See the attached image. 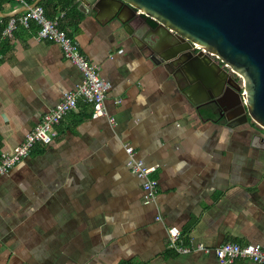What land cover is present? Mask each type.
Segmentation results:
<instances>
[{
  "label": "crops",
  "instance_id": "obj_1",
  "mask_svg": "<svg viewBox=\"0 0 264 264\" xmlns=\"http://www.w3.org/2000/svg\"><path fill=\"white\" fill-rule=\"evenodd\" d=\"M78 3L64 24L112 84L106 107L115 125L83 106L50 145L0 178V264H220L214 251L169 250V227L211 250L228 242L264 250V145L254 138L264 131L196 111L174 70L119 21L101 22L113 13L99 21ZM37 27L0 41L1 153L11 154L83 81L58 44L36 38ZM157 40L169 50L164 33ZM223 77L215 74L217 85ZM127 144L157 168L154 203H145L143 180L127 165Z\"/></svg>",
  "mask_w": 264,
  "mask_h": 264
},
{
  "label": "water",
  "instance_id": "obj_2",
  "mask_svg": "<svg viewBox=\"0 0 264 264\" xmlns=\"http://www.w3.org/2000/svg\"><path fill=\"white\" fill-rule=\"evenodd\" d=\"M43 0L24 5L17 11L2 12L0 16L14 18L40 5ZM87 15L102 23L119 21L135 42H143L152 58L165 67L179 66L180 90L196 111L231 99V109H240L238 124H255L264 130V0H79ZM128 13L126 19L122 13ZM137 20L138 23L135 21ZM149 20L157 23L154 27ZM139 27V25H141ZM142 28V31L140 32ZM168 38L169 50L163 52L158 36ZM156 38V39H155ZM167 42V43H168ZM193 43L231 66L243 78L247 95L220 65L202 53L193 51ZM168 49V48H167ZM219 72L223 83L214 76ZM205 95L199 99L198 94ZM264 145V137L254 136Z\"/></svg>",
  "mask_w": 264,
  "mask_h": 264
},
{
  "label": "built area",
  "instance_id": "obj_3",
  "mask_svg": "<svg viewBox=\"0 0 264 264\" xmlns=\"http://www.w3.org/2000/svg\"><path fill=\"white\" fill-rule=\"evenodd\" d=\"M17 1L21 3V7L29 5L24 0ZM19 8L16 7L14 11ZM65 15V12H63L55 19H49L44 8L38 5L18 15L19 17L10 19L3 31L4 40H13L20 28L31 31L33 25L38 26L36 38L39 41L58 44L65 56L81 70L83 81L74 90L65 92L55 108L45 114L34 129L24 132V142L17 146L11 154L1 153L0 178L7 175L14 167L28 158L37 145H50L56 136V128L61 125L68 115L78 111L83 106L90 108L92 118L107 117L110 123L115 125V118L109 115L106 107L112 84L102 78L99 66L90 61L83 53L80 45L69 37L68 31L60 27V22L65 18ZM193 51L196 54L202 53L209 56L213 62L220 65L231 77L235 78L241 89V97L243 100L245 99L247 95L245 82L236 70L198 44L193 43ZM121 102L122 100L118 101V103ZM125 150L128 155L127 165L135 175L143 180L145 203H154L159 194V181L154 177L157 168L149 166L144 160L139 159L134 147L129 144L125 145ZM161 219V217H157V220L161 221ZM184 238L186 239L179 228L169 227V250L179 255H189L193 252L208 254L214 251L220 264H234L239 260L249 261L254 264H264V250L251 244L242 245L228 242L211 250L205 245L195 242L193 238H189L187 241Z\"/></svg>",
  "mask_w": 264,
  "mask_h": 264
},
{
  "label": "trees",
  "instance_id": "obj_4",
  "mask_svg": "<svg viewBox=\"0 0 264 264\" xmlns=\"http://www.w3.org/2000/svg\"><path fill=\"white\" fill-rule=\"evenodd\" d=\"M24 1L30 5L33 4L36 0H24ZM9 6H15L19 8L21 7V3L18 2L17 0H0V10L2 12H7V8ZM40 6L44 8L46 16L52 20L58 17L61 12H66L65 18L60 22V27L64 30H67L66 25L64 24L67 20V14L69 15L70 12H75L79 7V3L78 0H43L40 3ZM77 17L78 20H81L83 18L82 15ZM10 19L12 18H5L0 16V41L4 40L3 31L8 25ZM149 21L153 26H156L157 23L155 21L153 20H149ZM69 37H71L70 34ZM2 148H3V144L0 137V156H1Z\"/></svg>",
  "mask_w": 264,
  "mask_h": 264
},
{
  "label": "flooded vegetation",
  "instance_id": "obj_5",
  "mask_svg": "<svg viewBox=\"0 0 264 264\" xmlns=\"http://www.w3.org/2000/svg\"><path fill=\"white\" fill-rule=\"evenodd\" d=\"M129 16V14L127 13H122L121 14V17L123 18V19H126L127 17ZM136 23H138L137 22V20L135 21ZM140 26H142V24L141 25H139V27ZM156 26H157V24H156ZM155 26V27H156ZM142 31V28H141V30H140V32ZM166 42H168V41H166ZM164 51H166V52H168V49H167V47L164 49L163 48V52ZM169 68H171L172 70H174V73L175 74H178V73H180L179 72V66H177V68L176 67H174V66H171V67H169ZM178 78H179V82L182 84V85H184V83H183V81L181 80V78H180V74L178 75ZM233 78V77H232ZM233 80L238 84V82L236 81V79L235 78H233ZM238 86H239V84H238ZM231 104H232V101H231V99H229L227 102H225V105L224 106H222L220 109L218 108V105H220L219 103H217V104H213V103H211V105L209 104V103H207V105L205 106V109L207 110V109H211L214 113L216 112V111H218V112H220V114L224 117V119L225 120H223L224 122H227V124H229V125H235V123L236 124H238V122H239V120H243V118L242 117H239V112H240V109H238V108H236V109H231L230 108V106H231ZM222 105H223V103H222ZM239 125V124H238ZM243 127H250V128H252L253 130H255L257 133H262V131H264V130H262L261 128H259V127H257L254 123L252 124H243L242 125ZM262 130V131H261Z\"/></svg>",
  "mask_w": 264,
  "mask_h": 264
}]
</instances>
